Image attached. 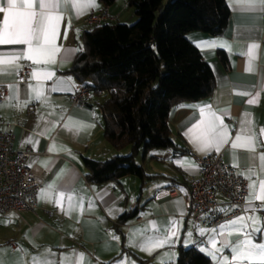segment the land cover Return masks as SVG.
Listing matches in <instances>:
<instances>
[{"label":"crops","instance_id":"1","mask_svg":"<svg viewBox=\"0 0 264 264\" xmlns=\"http://www.w3.org/2000/svg\"><path fill=\"white\" fill-rule=\"evenodd\" d=\"M226 2L230 17L222 34L213 36L198 30L189 33V38L213 68L215 89L211 96L181 103L173 109L170 124L175 145L147 155L143 166L152 176L144 183L136 175H125L101 185L87 179L84 157L106 160L122 150L116 149L104 136L101 108L104 97L97 96L94 102L83 107L73 106L70 94L75 91L77 82L65 73L77 55L81 33L90 27L84 23V18L93 11L108 9L116 16V21L134 22L137 16L128 0H116L112 5L96 0L98 7L79 16L70 4L61 8L64 20L57 40L61 51L55 63L37 65L21 59L18 70L13 68L0 74V85L8 88L6 100L0 103L1 128L6 129V125L11 124L15 149L30 147L32 154L28 164L41 172L44 180L35 210L0 219V249L3 250L0 259L4 264H17L18 261L32 264L36 256L54 264H106L115 257V264H160L162 260L166 264H178L180 247H206L210 238L216 236V232L209 230L220 231L221 224L241 215L264 219V207H261L264 202L255 201L246 203L242 213L215 225L208 217L194 223L187 217L184 197L181 194L171 196L166 190L175 185L186 191V178L199 172L197 158L214 152L235 166L240 175L244 174L241 176L247 182L246 198L248 185L264 179L259 160L264 153V134L261 133L264 129V3L260 0ZM0 7H7L6 0H0ZM5 15L6 12H0V25ZM202 41H216V46L198 47ZM25 47L4 45L0 46V51L20 52ZM221 52L226 53L228 65L223 62ZM24 63H31L32 71L41 69L54 75L51 79L41 77L37 81L31 71L28 80L21 81L20 68ZM61 80L65 81L63 85H59ZM37 83L44 86L39 100L30 90L26 91L28 84L35 86ZM58 85L61 90L52 91ZM254 97L256 102L249 103ZM206 106L222 119L229 132L228 143L221 144L219 151L214 147L204 148L188 131L204 119L200 109L207 112ZM78 123L87 127L78 128ZM248 134H254V151L245 147L232 148L237 135ZM250 171L256 174L251 180L246 179ZM61 192L65 194L63 198L59 196ZM69 195L73 197L71 207ZM135 208H138L137 216L119 221L124 212ZM248 208L258 211L248 212ZM230 209L231 205L223 200L220 210L229 212ZM172 221L179 222V230L170 243L151 253L145 251L143 246L152 238H162ZM201 229L205 230L203 236ZM252 238L262 243L264 232H253ZM217 239L237 242L243 236H217ZM9 241L16 246H11ZM231 253V247H227L217 255L230 258ZM169 255L171 259L167 260ZM209 257L214 264H224L222 259ZM228 264L253 262L229 259Z\"/></svg>","mask_w":264,"mask_h":264},{"label":"trees","instance_id":"2","mask_svg":"<svg viewBox=\"0 0 264 264\" xmlns=\"http://www.w3.org/2000/svg\"><path fill=\"white\" fill-rule=\"evenodd\" d=\"M112 5L116 0H101ZM134 23L104 22L80 35V47L65 71L91 90H104L101 103L104 136L118 150L106 160L84 157L87 179L98 185L136 175L144 183L148 174L136 156L145 159L151 149L174 146L170 124L173 109L184 102L211 96L215 74L211 64L189 38L194 30L222 34L230 9L226 0H128ZM221 58L228 65L225 52ZM90 104V103H89ZM138 215L124 212L120 222ZM118 257V256H117ZM116 257L106 264H115ZM178 264H214L196 246L180 247Z\"/></svg>","mask_w":264,"mask_h":264},{"label":"snow or ice","instance_id":"3","mask_svg":"<svg viewBox=\"0 0 264 264\" xmlns=\"http://www.w3.org/2000/svg\"><path fill=\"white\" fill-rule=\"evenodd\" d=\"M249 2H252V0H249ZM260 2L264 3V0H260ZM6 4V8L0 7V12H6L2 25H0V46L25 45L26 47L20 52L0 51V74H6L9 69L13 68L18 70L20 67L18 62L21 59H26L37 65L55 63L56 56L61 51L57 40L61 23L64 20V14L60 9L67 8L70 4L79 16L92 8L98 7L96 0H6ZM68 26L70 27V22ZM197 46L201 48L213 47L216 46V41H202ZM221 46L230 48V46L224 44H221ZM251 47L258 48V45H252ZM31 75L35 80L40 81L41 77L51 79L54 74L50 71L36 69L32 71ZM64 83L65 81H59V85ZM59 85L53 87L52 91L61 90ZM27 90H30L34 94V98L39 100L43 96L44 86L40 83L35 86L28 84ZM255 102V97L249 101V103ZM206 107L208 108L207 112H205L204 108L200 109L204 119L194 124L188 131L203 144L204 148L214 147L219 151L221 144L228 143L229 132L227 127L223 125L222 119L210 110V106ZM77 127L82 128L87 127V125L78 123ZM261 133L264 134V129H261ZM231 146L233 149L245 147L254 151V134L237 135ZM259 160L261 168L264 169V153L260 154ZM241 175L244 174L241 173ZM254 175L256 174L250 171L246 179L251 180ZM51 187L54 188L55 185L53 184ZM248 188L249 196L246 198L248 204H252L255 201L264 202V179L259 180L258 184L256 182L250 183ZM43 192L44 190H42V195ZM64 195L63 192L59 193L61 198ZM67 199L69 207H71L73 197L69 195ZM178 203L180 202L178 201ZM261 207H264V204ZM246 211L253 212L258 211V209L248 208ZM219 228L220 231L216 229L209 230L216 232V236H212L208 245L201 247L200 251L217 260L222 259L224 264H228L229 259L233 262L252 261L253 264H257V262L258 264H264V242L256 243L252 238L253 232H264V219L255 215H241L227 221L225 224H221ZM178 230L179 222L172 221L169 228L164 231L162 238H152L143 246V249L151 253L156 249L163 248L170 243L172 237L177 235ZM200 234L203 236L205 230L201 229ZM232 235H237L238 237L242 235L243 239H239L237 242L217 239V236L228 237ZM227 247L232 249L230 258L217 255ZM2 252L3 250L0 249V253ZM80 256L82 257L83 254L81 253ZM170 259L171 255L167 257V260ZM0 264H4L2 259H0ZM17 264H24V261H18ZM32 264H54V262L41 256H36L33 257ZM160 264H166V261L162 260Z\"/></svg>","mask_w":264,"mask_h":264},{"label":"built area","instance_id":"4","mask_svg":"<svg viewBox=\"0 0 264 264\" xmlns=\"http://www.w3.org/2000/svg\"><path fill=\"white\" fill-rule=\"evenodd\" d=\"M108 9L93 11L84 18L87 26L116 21ZM32 71L31 63L20 68L21 81H26ZM8 88L0 85V103L6 100ZM97 96H106L104 90L94 92L88 85L78 83L70 94L73 106L83 107L95 101ZM15 137L11 124L6 129L0 122V219L12 214L33 211L38 205V193L44 185L41 172L28 164L32 151L15 149ZM199 172L186 178V191L178 186L167 187L171 196L182 195L188 207L187 217L199 223L208 217L215 225L225 219L242 213L246 206L247 182L232 164L226 162L218 152L197 158ZM223 200L231 205L229 212H222ZM15 247V242H8Z\"/></svg>","mask_w":264,"mask_h":264},{"label":"rangeland","instance_id":"5","mask_svg":"<svg viewBox=\"0 0 264 264\" xmlns=\"http://www.w3.org/2000/svg\"><path fill=\"white\" fill-rule=\"evenodd\" d=\"M170 0H164V3L166 4V3H168ZM134 10V9H133ZM134 13H135V11H133ZM136 21V20H135ZM134 21V22H135ZM134 22H127V23H134ZM168 147H165V148H155V149H151V151L149 152V154H151V153H153V152H158V150H169V149H167ZM129 153H131V148L130 147H126L124 150H122V152H121V154H125V155H127V154H129ZM136 161L137 162H139V163H144V161H145V159L143 158V153H142V151L140 152V154H138L137 156H136ZM23 256V255H22ZM19 258L20 259H22L21 258V256H19Z\"/></svg>","mask_w":264,"mask_h":264}]
</instances>
